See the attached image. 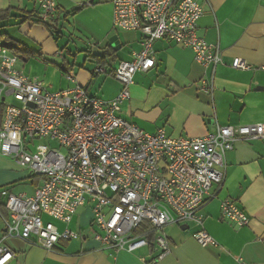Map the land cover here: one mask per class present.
<instances>
[{
  "label": "built area",
  "instance_id": "obj_1",
  "mask_svg": "<svg viewBox=\"0 0 264 264\" xmlns=\"http://www.w3.org/2000/svg\"><path fill=\"white\" fill-rule=\"evenodd\" d=\"M37 4L43 22L56 18L55 0ZM113 6L115 29L139 32L142 50L114 70L124 89L111 101L93 97L77 84L50 90L18 70L20 56L0 43V153L44 178L30 197L0 191L8 212L0 214L3 239L19 238L52 252L61 241L80 236L68 229L60 232L46 218L69 224L89 203L99 230L95 239L103 248L134 252L153 245L162 259L171 253L166 228L203 227L201 212L213 198V188L225 181L227 153L238 141L263 139L264 124L215 122L204 137L172 138L162 129L151 134L121 118L135 75L155 66L156 41L168 39L191 49L198 64L212 69V76L201 83L205 93H212L223 57L219 45L198 36L203 10L197 0H114ZM231 66L251 68L241 58H234ZM53 143L57 147H51ZM221 211L223 219L241 228L249 224V216L235 201H225ZM194 237L204 248L218 244L203 228ZM13 259L14 253L0 244V264Z\"/></svg>",
  "mask_w": 264,
  "mask_h": 264
},
{
  "label": "crops",
  "instance_id": "obj_2",
  "mask_svg": "<svg viewBox=\"0 0 264 264\" xmlns=\"http://www.w3.org/2000/svg\"><path fill=\"white\" fill-rule=\"evenodd\" d=\"M55 1L56 18L49 21L53 25L58 21L54 32L30 20L21 23L25 15L20 12H14V18L3 24L2 32L14 45L42 56L22 58L18 70L42 81L52 91L66 90L77 84L93 97L114 100L124 89L116 80L114 70L142 50V35L126 31L131 34L125 41L128 51L119 58L124 42L120 43L117 37L119 50L110 44L117 30L114 0ZM197 1L203 10L198 36L222 49V63L213 76L214 89L212 93L202 90V80L210 78L213 71L198 64L191 49L168 39L156 41L155 66L135 75L129 88L131 99L121 105L119 114L145 132L154 134L162 129L172 138H201L215 122L224 126L264 124V91L258 90L264 88V0ZM80 6L83 8L73 14ZM10 8L40 12L37 0H0V12ZM24 27L30 32L29 42L20 40L17 35ZM60 38L65 47H60ZM109 47L114 52L112 56L105 55L110 52ZM77 55L84 59L79 79L69 72V66L73 71L78 62ZM69 56L74 58V66ZM234 58L247 61L251 68L234 69L231 66ZM56 59L61 63L59 67L64 66L68 73H63L58 66V69L48 67V63ZM113 63L118 64L111 67ZM98 67L104 68L105 73H96ZM69 76H73L74 82ZM224 171L223 185L213 188V198L201 212L205 216L203 227L195 224L167 227L171 253L162 259L158 258L160 252L153 245L134 252L103 248L95 239L99 230L93 222L89 203L77 211L69 224L46 218L60 232L68 229L80 236L61 241L52 252L19 238L3 239L5 223L0 212V244L14 253L10 264H264V138L234 143L226 155ZM43 182V177L29 173L0 153V191L30 197ZM229 200L237 202L247 213V226L241 228L222 218V204ZM5 202V198H0L1 204ZM202 228L217 241V246L204 248L196 241L194 236Z\"/></svg>",
  "mask_w": 264,
  "mask_h": 264
},
{
  "label": "trees",
  "instance_id": "obj_3",
  "mask_svg": "<svg viewBox=\"0 0 264 264\" xmlns=\"http://www.w3.org/2000/svg\"><path fill=\"white\" fill-rule=\"evenodd\" d=\"M82 8H83V6H80L79 8H77L76 10L73 11V14L79 12ZM14 12H20L21 14L25 15L24 20L21 23L26 22V20H30L33 23L44 25L45 28L50 32H54L57 30L58 21L56 22L57 25H53L52 21L51 22H43L41 19L40 12L35 13V12H25V11H19V10L17 11V10H14L13 8H10L8 10L0 12V43H3L4 45L8 44V47L18 56L19 55L22 56L23 59H29L31 57H36V56L39 58H42V56L40 54L33 52L32 50H30L24 46L14 45L12 43L11 39L8 37V35L6 33L2 32V30L4 28L3 24L5 22L10 21L11 18H14L13 17ZM109 50H110V52H108L105 55H107V56L114 55L113 50L111 48ZM103 59H104V57H103ZM99 62L101 63L102 61H99ZM59 69L63 73H68V70H66L64 66H60ZM0 212L4 216H7V214H8L6 207L4 206V204H1V203H0Z\"/></svg>",
  "mask_w": 264,
  "mask_h": 264
},
{
  "label": "rangeland",
  "instance_id": "obj_4",
  "mask_svg": "<svg viewBox=\"0 0 264 264\" xmlns=\"http://www.w3.org/2000/svg\"><path fill=\"white\" fill-rule=\"evenodd\" d=\"M26 31V32H25ZM13 32H16V31H13ZM17 33H18V31H17ZM18 35V37L20 38V40H25V41H28L29 42V40L27 39L28 38V36H30V32H29V30L27 31V29H25V27L24 28H22V30L21 31H19V33L17 34ZM113 36H117L118 38H119V42L121 43V41L122 42H124L123 43V45H124V47H123V49H121L119 52H118V57L120 58V56H122V55H125V52L124 51H128V49H127V45H126V40L127 39H129L130 37H131V34L130 33H128V32H126V31H123V30H116L115 32H114V34H113ZM112 39V38H111ZM59 42H60V47H65V45L63 44L64 42H63V40H62V38H60L59 40H58ZM65 41V40H64ZM65 54H66V56H67V53L65 52ZM120 55V56H119ZM20 56V55H19ZM70 57V63L73 65L74 63H73V61H75L74 60V58H72L71 56H69ZM23 57L22 56H20V61L19 62H22V59ZM76 58H78L77 59V64H74L73 66H74V69H73V71H71V68H70V66H69V72L71 73V74H73L74 76H76V77H78V79H79V71L80 70H83V68H82V66L84 65V59H83V56H81V57H79V55H77V57ZM75 58V59H76ZM80 58V59H79ZM118 59V58H117ZM117 61V60H116ZM61 63L59 62V60H52L50 63H48V67H54V68H57V66H59ZM69 64V63H68ZM118 63H113L112 64V66L111 67H115L116 65H117ZM58 69V68H57ZM86 69H88V68H86ZM73 77V76H72ZM43 143H45V144H48L49 145V141L48 140H43L42 141ZM51 147H57V145H56V143H53V144H51ZM88 205V204H87ZM89 206V205H88Z\"/></svg>",
  "mask_w": 264,
  "mask_h": 264
},
{
  "label": "water",
  "instance_id": "obj_5",
  "mask_svg": "<svg viewBox=\"0 0 264 264\" xmlns=\"http://www.w3.org/2000/svg\"><path fill=\"white\" fill-rule=\"evenodd\" d=\"M110 44H111V46H112L113 48H115V50H119V49H120V47L117 46V44H118V38H117V36L113 37V38L110 40ZM5 45L8 46V44H5ZM94 51H95V49H94ZM258 90H259V91H264V88H258Z\"/></svg>",
  "mask_w": 264,
  "mask_h": 264
}]
</instances>
